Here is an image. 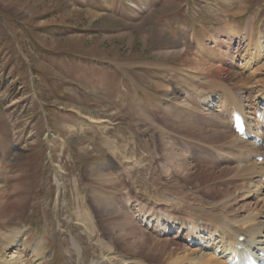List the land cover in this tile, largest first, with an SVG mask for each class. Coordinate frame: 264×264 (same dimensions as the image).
Listing matches in <instances>:
<instances>
[{
    "label": "rangeland",
    "instance_id": "374dc122",
    "mask_svg": "<svg viewBox=\"0 0 264 264\" xmlns=\"http://www.w3.org/2000/svg\"><path fill=\"white\" fill-rule=\"evenodd\" d=\"M227 34L242 48L228 75ZM263 41L264 0H0V247L25 230L26 264H101L133 255L129 226H156L138 205L222 200L237 169L223 99L243 92L254 113ZM245 189L232 210L264 205Z\"/></svg>",
    "mask_w": 264,
    "mask_h": 264
},
{
    "label": "bare ground",
    "instance_id": "6f19581e",
    "mask_svg": "<svg viewBox=\"0 0 264 264\" xmlns=\"http://www.w3.org/2000/svg\"><path fill=\"white\" fill-rule=\"evenodd\" d=\"M227 35L226 40L218 43L219 52L225 63L224 67L216 69L218 74L224 73L228 75V66L226 64L234 59L235 56H239L242 51V48L238 45L237 37L231 38L229 34ZM234 40L236 41V46L234 45ZM233 46H235L234 51ZM253 50L256 54L262 53L264 55V41L256 42L253 45ZM203 63L206 62L204 61ZM260 91L259 99L257 100V93H255L256 98L253 101L254 106L256 104L254 113L251 112L254 117L251 116V113L248 112V114L246 112L248 109L246 105L247 99L242 96L243 92L234 97L229 93L223 99L222 108L226 107V105L229 106V116L232 107H235L243 114L245 131L239 134L234 133L237 136H233L234 139L228 147L233 151L231 154H233L232 158L237 162V169L235 175L230 177L229 182L227 181L226 187L223 186L220 189L221 191H219L220 195L223 196L222 200L206 201L188 192L179 193L174 191L173 194L164 193L161 199L155 197L156 205L163 206L164 211L160 210V212L155 207L148 209L144 205H138L141 209L139 210V215L144 218V221L151 219L156 226H150L151 229H143L141 231L136 229L138 227L136 225L129 226L127 241L129 239L132 241L127 242V248L132 251L133 255H116L115 252L108 251L107 255L103 256L104 261L101 264H148L145 259L141 258L144 254V256H147L142 251L143 249H146L145 251L148 253H153L154 251L161 253L163 257L159 260V264H264V205L255 204L253 210L249 207H240L232 210L233 206L227 205L228 203L231 204L229 201L233 199L236 202L233 205L237 206L238 200L242 199H237L236 193L240 194L249 182H251L250 185L252 187L245 189L248 191L247 194L249 193L246 198L254 197V195L260 196L263 199L260 201L264 203V165L262 162L256 161L257 157L264 156V86ZM220 106L219 108H221ZM176 118L180 120L179 116H176ZM229 121L232 125L231 117H229ZM177 125L182 127L180 124ZM193 132L191 131V133ZM250 134L255 136L254 139H249ZM215 135L220 138L226 136L222 131L216 132ZM180 168L183 169V167ZM205 171H202V173H205ZM235 181L241 183L235 184ZM213 190L216 193L218 192V189ZM207 191L209 192L208 188ZM175 213H183L186 216L179 219L173 217ZM187 224L192 227H186ZM125 228L126 226H123L122 229ZM158 228H161L162 231H158ZM172 232L176 234L173 235L174 237L169 236ZM23 234H25V230L18 233L14 232L12 237L4 239L5 243L0 247V264H26L24 257L20 254L22 248L19 244V237ZM16 236L17 238H15ZM157 236H166V239H157ZM188 238L190 239L189 242H187ZM191 244L195 245L191 246Z\"/></svg>",
    "mask_w": 264,
    "mask_h": 264
}]
</instances>
